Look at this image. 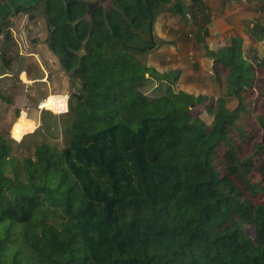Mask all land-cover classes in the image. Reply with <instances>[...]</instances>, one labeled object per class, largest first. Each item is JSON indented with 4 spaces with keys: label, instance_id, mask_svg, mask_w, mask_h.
<instances>
[{
    "label": "trees",
    "instance_id": "16d2710c",
    "mask_svg": "<svg viewBox=\"0 0 264 264\" xmlns=\"http://www.w3.org/2000/svg\"><path fill=\"white\" fill-rule=\"evenodd\" d=\"M41 2L46 42L81 89L60 120L43 118L62 147L44 141L19 158L0 136V264H264V142L244 151L236 137L248 134L240 118L258 78L264 129V55L245 59L240 36L207 49L230 68L208 125L191 114L207 95L139 88L147 75L178 79L138 58L157 49V15L172 0Z\"/></svg>",
    "mask_w": 264,
    "mask_h": 264
},
{
    "label": "rangeland",
    "instance_id": "374dc122",
    "mask_svg": "<svg viewBox=\"0 0 264 264\" xmlns=\"http://www.w3.org/2000/svg\"><path fill=\"white\" fill-rule=\"evenodd\" d=\"M111 1L106 0L103 4L109 6L111 5ZM259 7L263 13L264 2H259ZM36 14L37 16L33 24L36 26V30L38 29V32L33 33L34 29L30 28L31 33H29L31 37L30 44L33 48L37 46L39 41H45L48 36V28L43 17V10L37 11ZM261 17H263V21L261 22L264 23V14ZM181 18L189 20L186 16H182ZM175 19L177 18L175 17ZM262 23L261 26L264 27ZM248 38H246L247 40L243 39L244 58L247 60H255L254 57L261 58L264 55V37L260 35V38H255L251 35ZM230 40L228 39L229 43L226 46L230 44ZM4 44L5 48L2 49L0 60V72L8 68L10 75L0 80V84L4 83L3 86H0V136L3 135L10 142L12 153L19 158L34 155L37 145H40L44 141H50L62 147V134H60L58 139L50 137L45 129L43 118L48 117L47 111H50L57 117V120H60L61 116L69 110V99L72 93L81 89V81L75 76L72 77L63 69L60 58L57 55H55V60L51 63L49 60L44 59L48 66L51 64L49 70L51 69L53 76H50V84L37 80L36 76L43 75L38 63L34 66L31 60L22 59L18 55L17 45L12 39L6 40ZM226 46H221L220 44L212 45L215 51ZM205 47L208 49L210 46H206L205 43L198 45L196 42L192 45L190 42L188 51L192 49L194 52L192 55H189V59H179V66H174L175 61L163 62V59L172 57V54L167 51L168 46L163 47L164 51L160 50L156 52L154 50L152 51L154 53L150 52L152 54L147 53L138 56L140 60L148 65L150 63L152 66H155V64L158 65L160 63L162 66L158 68L160 71H169L167 73H173L172 75L178 74L179 76L176 82H174L147 75V79L144 80L139 88L144 94L154 97L164 94L168 83L172 82L171 85L176 92L184 90L195 95H207L204 103L196 104L191 108V114L202 118L210 125L214 117L208 111L207 106L214 107L217 99H223L226 96L230 68L216 61ZM189 73H193L194 75H189ZM236 75L234 74V78ZM260 83V78H258L254 87L246 91V99L249 97L253 101V113H243L240 118L242 127L248 132L246 139H242L236 135L243 144L244 151H247L254 141L264 142V129L257 117V114L263 111L261 106L257 107L259 103L261 104V98L257 94ZM50 87L53 89V93L43 99V96L50 92ZM234 90L235 88L232 90L233 95L228 96V102H224L229 110L235 109L240 103V96L234 93ZM69 93L71 95L68 97ZM59 99L61 100L57 103L56 100ZM21 142L22 144H19ZM246 228L248 233L254 236V228L250 225H246Z\"/></svg>",
    "mask_w": 264,
    "mask_h": 264
},
{
    "label": "crops",
    "instance_id": "0c3cea01",
    "mask_svg": "<svg viewBox=\"0 0 264 264\" xmlns=\"http://www.w3.org/2000/svg\"><path fill=\"white\" fill-rule=\"evenodd\" d=\"M89 1L94 2L95 0ZM259 2H264V0H202L200 4L194 3L193 0H172L160 11L156 20L155 33L159 44L155 51H164L163 47L168 46L167 51L172 54V57L163 59V62L175 61L174 66H179V59H189V55L194 52L192 49L188 51L190 42L192 45L195 42L198 45L205 43L206 46H210L208 49L215 50L212 47L213 44L226 46L229 43L228 39L230 40L232 37L240 36L243 39H249L248 37L252 35L258 38L259 32L256 27L264 28L261 26V21H263L261 16L264 12L262 13L259 9ZM41 9H44L41 0H0V60L2 49L5 48L4 43L8 39H12L17 45V53L22 59L31 60L34 66L36 63L40 66L43 75L36 76L37 80L50 84L49 79L52 73L49 66L51 64L48 66L44 59L51 63L55 60V54L46 40L39 41L34 48L30 44V28L34 29L33 33L38 32L33 22L36 19L37 11ZM181 10L186 11V15L180 12ZM182 16L188 17L189 20L182 19ZM202 28L207 29L208 33L200 42L199 35ZM8 35L10 36L8 37ZM149 66L155 67L160 73L169 72L160 71L158 69L162 67L160 63L155 66L149 63ZM9 75L10 71L6 68L5 71L0 72V80ZM189 75L193 76L194 74L189 73ZM3 85L4 83L0 84V86ZM52 90L50 87V92L45 94L43 99L53 93ZM60 100H56V102L58 103Z\"/></svg>",
    "mask_w": 264,
    "mask_h": 264
},
{
    "label": "water",
    "instance_id": "95a60500",
    "mask_svg": "<svg viewBox=\"0 0 264 264\" xmlns=\"http://www.w3.org/2000/svg\"><path fill=\"white\" fill-rule=\"evenodd\" d=\"M106 0H97L94 2H89V11L94 10L97 6H99L100 4H103ZM71 95V93H69L68 97Z\"/></svg>",
    "mask_w": 264,
    "mask_h": 264
},
{
    "label": "built area",
    "instance_id": "2783aa9c",
    "mask_svg": "<svg viewBox=\"0 0 264 264\" xmlns=\"http://www.w3.org/2000/svg\"><path fill=\"white\" fill-rule=\"evenodd\" d=\"M11 20H13V18H11ZM28 134H30V133H28ZM28 134H27V135H28Z\"/></svg>",
    "mask_w": 264,
    "mask_h": 264
}]
</instances>
